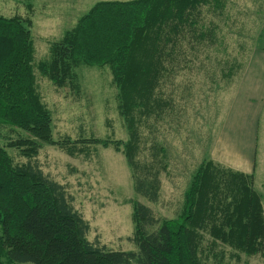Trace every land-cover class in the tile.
<instances>
[{
    "label": "trees",
    "instance_id": "obj_1",
    "mask_svg": "<svg viewBox=\"0 0 264 264\" xmlns=\"http://www.w3.org/2000/svg\"><path fill=\"white\" fill-rule=\"evenodd\" d=\"M210 1L220 6V0L98 2L49 44L48 58L37 64L31 20L0 16V264H206L203 259L214 255L216 242L249 256L264 251L262 197L252 176L213 162L207 151L176 218L157 219L147 206L130 200L128 241L136 250L113 251L88 240L89 223L63 185L37 164H14L6 150L32 160L43 145H57L75 158L87 157L90 148L113 147L131 170L133 191L156 202L159 179L153 167L161 165L165 149L152 145L151 159L140 161L143 131L150 134L151 121L166 115L171 121L186 103L173 94L171 80L183 67L191 69L187 63L189 56L196 58L197 47L214 40L193 21ZM81 66L111 73L125 141L53 139L52 115L37 90L35 72L57 90L70 86L78 92ZM236 67L228 65L225 78L232 79ZM205 234L211 239L206 247Z\"/></svg>",
    "mask_w": 264,
    "mask_h": 264
},
{
    "label": "rangeland",
    "instance_id": "obj_2",
    "mask_svg": "<svg viewBox=\"0 0 264 264\" xmlns=\"http://www.w3.org/2000/svg\"><path fill=\"white\" fill-rule=\"evenodd\" d=\"M102 1L130 0H0V16L18 15L31 20L37 64L48 58L52 41L60 39L81 16ZM220 1L218 7L210 1L199 8L196 18L193 16V21L210 31L214 40L206 39L201 49L197 47L195 56L198 59L192 61L189 56L187 63L191 69L187 71V66L183 67L171 80L173 94L185 97L186 103L174 111L171 121L166 115L151 121L150 134L148 130L143 131L146 141L140 146L137 157L140 161L150 158L152 145L165 149L161 165L155 162L153 167L159 179L156 202H148L133 191L131 170L123 154L113 147H97L96 151L90 148V155L75 158L57 145H43L32 160L6 149L14 164H37L44 175L66 188L74 209L89 223L87 238L90 242H98L113 251L136 250L128 241L133 234L129 201L144 204L157 219L176 218L193 173L207 157L206 151L210 158L209 142L217 128V114L218 119L222 118L232 87L239 81L252 52L257 49L264 52V0ZM254 61H250L249 75L254 70ZM228 65L237 66L232 79L224 76ZM35 73L37 90L52 115L54 140L91 136L111 141L127 139L116 110V90L107 68L81 66L76 70L80 84L78 92L70 86L57 90ZM184 84L187 92H184ZM259 194L264 206V194ZM203 238L206 247L211 239L206 234ZM215 245L214 255L203 259L206 264H264V251L249 256L220 242Z\"/></svg>",
    "mask_w": 264,
    "mask_h": 264
},
{
    "label": "crops",
    "instance_id": "obj_3",
    "mask_svg": "<svg viewBox=\"0 0 264 264\" xmlns=\"http://www.w3.org/2000/svg\"><path fill=\"white\" fill-rule=\"evenodd\" d=\"M247 60L220 120L217 114V128L209 142L210 159L251 175L254 189L264 194V52L257 49ZM262 207L264 211L263 200Z\"/></svg>",
    "mask_w": 264,
    "mask_h": 264
}]
</instances>
